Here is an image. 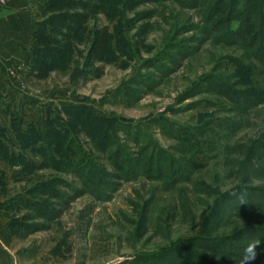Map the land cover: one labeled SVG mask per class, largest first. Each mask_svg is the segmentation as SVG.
Instances as JSON below:
<instances>
[{
    "label": "rangeland",
    "instance_id": "1",
    "mask_svg": "<svg viewBox=\"0 0 264 264\" xmlns=\"http://www.w3.org/2000/svg\"><path fill=\"white\" fill-rule=\"evenodd\" d=\"M130 2L100 0V9L90 15L87 29L73 41L78 61L93 30L109 27L111 44L101 78L82 83L70 70L55 67L45 81L26 80L27 85L18 92L20 101L4 104L7 121L6 124L0 121V130H4L0 132V141L7 144L5 154L23 156L26 163L39 170L40 177H53L72 186L79 184L78 178L68 171L41 169L40 159L32 148L20 152L14 129L10 128L12 124L19 125L25 132L47 117L70 122L71 114L77 125L78 120L86 128L99 124V131L110 134L111 142L124 146L132 158L140 147L149 145L146 154L160 155L161 150L171 157L177 169L187 166L190 160L202 168L192 173L191 180L167 191L163 182L139 176L121 183L109 202L101 203L85 194L57 221L44 225L50 229L32 232L31 227L42 220L26 205L45 203L53 208L55 201L49 195L37 199L27 196L33 182L23 177L33 178L37 170L23 172L19 165L0 157V224L8 239L6 248L0 242V264H119L139 255H157L180 241L190 245L215 224L217 230L212 232V238L227 236L258 221V211L248 214L244 211L255 203L247 204L243 200L245 194L239 198L243 201L242 209L230 207L222 221H216L210 214H215L216 201L227 192L244 185L249 188L264 185L260 179L243 182V172L251 165L247 159L248 142L256 139L264 128V108L243 116L242 129L227 146L219 124L224 118H235L229 102L212 89L209 93L189 95L194 93L200 79L214 75L215 69L222 73L229 69L234 74L232 81L255 84L261 90L264 75L254 69L247 76L238 72L227 57L239 56V49L209 41L199 52L181 61L173 73L162 77L160 68H172L163 58L166 55L174 59L176 52L171 44L184 45L191 51L197 48L195 40H184L193 36L192 31L179 32L199 22V11L181 8L173 2L147 4L132 10ZM147 11L153 13L152 17L137 21ZM42 19L41 14L37 30ZM143 27L146 33L140 36L137 30ZM251 63L258 65L256 60ZM31 115L35 119H30ZM92 118L103 119L104 123ZM170 125L178 126L190 136H177ZM57 136L54 135L53 142L62 144ZM134 138L140 145L134 144ZM81 139L86 151H90L93 147L90 140ZM174 167L166 166V173H171ZM57 188L63 190L61 185ZM144 201L150 204L148 234L137 239L126 218L134 219V206ZM192 252L213 264H229L217 254L200 249Z\"/></svg>",
    "mask_w": 264,
    "mask_h": 264
},
{
    "label": "trees",
    "instance_id": "2",
    "mask_svg": "<svg viewBox=\"0 0 264 264\" xmlns=\"http://www.w3.org/2000/svg\"><path fill=\"white\" fill-rule=\"evenodd\" d=\"M129 1H131L132 10L147 4L173 2L181 8L199 11L198 23L189 25L187 28L183 27V30L180 29L182 31H178L180 34L192 31L193 36L184 38V40H195L197 48L191 51L186 50L184 45L176 47L174 43L171 44L170 47L176 52L174 59H170L169 56L167 58L166 55L163 58L172 68H160L159 73L162 77L173 73L181 61L199 52L201 47L209 41L239 49V56L227 57L238 72L247 76L251 75L254 69L264 75V0H242V3H240L241 0ZM99 2L100 0H50L45 3L42 11L43 19L38 23V30L33 34V45L27 58L30 63H28L29 68L25 75L28 82L45 81L49 78L50 72L56 69L55 67L62 71L70 70L72 76H77L82 83L97 80L103 76V64L111 44V33L108 26L97 27L93 30L78 61L72 48L74 39L81 37L87 29L90 15L100 9ZM152 14L151 11L144 12L140 18H137V21L150 19ZM137 33L140 36L144 35L145 27L139 28ZM227 59L222 60L227 61ZM251 60H256L259 66L252 64ZM214 72V75L201 78L194 88V93H191L189 97L204 91H206L204 93H209V89H212L216 95L229 102L231 113H234L235 118H224L219 124L228 146V141L232 140L242 129L243 116L258 108H264V88L261 90L255 84L241 83L235 79L232 81L234 74L229 69L224 73L217 69ZM68 116L73 120L68 122L59 117L57 121L49 117L43 118L37 126H32L25 132L21 131L22 128L19 125L12 124L10 128L14 129L21 146L20 152L26 147L32 148L34 154L40 159L41 169L50 167L54 170L56 168V170L68 171L69 175L78 178L79 184L75 186L53 177L49 179L40 177L39 170L26 163L23 156L20 158L17 154H5V149L8 151L7 144L0 141V157L9 164L19 165L23 172L37 170L33 178L23 177L33 182L32 187L26 191L27 196L37 199L40 196L49 195L55 201L53 208L45 203L26 205L42 220V223L31 227L32 232L50 229L49 225H44L57 221L63 212L69 210L74 201L85 194L92 195L98 202H109L121 183L136 180L139 176L163 182L167 191L180 183L191 180L192 173L202 168L190 160L187 166L177 169L171 157L161 150L160 155L146 154L149 145L140 147L138 153L132 158L124 146L119 147L111 142L110 134H102L99 131V124L86 128L79 120V125L75 123V116L71 114ZM94 120L104 123L103 119ZM170 126L173 128L171 131L177 136H190L185 130L180 131L178 126ZM0 132L3 133L4 130L1 129ZM55 134L58 135L62 144L53 142ZM83 137H87L92 143L93 147L90 151H86L81 139ZM133 141L135 145H140L135 138ZM248 144L250 148L247 159L251 165L243 172L245 184L256 179L264 180V128L257 138L250 140ZM94 153L101 155V158L95 156ZM151 156H153L152 159ZM101 159H104L108 165L105 166ZM167 160L169 162H166ZM169 164L174 169L167 174L165 167ZM59 185L63 190L57 188ZM242 194H245L243 200L247 204L255 201L253 206L244 210L247 214L258 211L256 214L258 221L255 224L243 226L227 236L212 238V232L217 230L215 224L213 228L205 230L202 237L197 238L190 245L188 242L180 241L172 248L157 255L150 257L139 255L119 264H213L201 260L200 255L192 252L194 249L217 254L221 260L235 264L243 246L252 238L261 241L256 249L257 256L253 264H264V185L259 188H249L244 185V188L239 187L227 192L218 202L216 201L215 214L212 212L210 216L216 221H222L228 215L230 207L241 210L242 200L239 198H242ZM149 205L148 201L137 204L134 206L135 218L129 220L126 218L133 227L132 235L137 239H142L148 234ZM186 246L191 247V252Z\"/></svg>",
    "mask_w": 264,
    "mask_h": 264
},
{
    "label": "crops",
    "instance_id": "3",
    "mask_svg": "<svg viewBox=\"0 0 264 264\" xmlns=\"http://www.w3.org/2000/svg\"><path fill=\"white\" fill-rule=\"evenodd\" d=\"M46 0H5L0 6V121L6 124L4 104L20 101L27 81V58L33 45V34ZM4 113V114H3ZM30 119H35L31 115ZM8 241L0 224V242ZM6 244V245H5Z\"/></svg>",
    "mask_w": 264,
    "mask_h": 264
},
{
    "label": "clouds",
    "instance_id": "4",
    "mask_svg": "<svg viewBox=\"0 0 264 264\" xmlns=\"http://www.w3.org/2000/svg\"><path fill=\"white\" fill-rule=\"evenodd\" d=\"M241 203H243V201ZM260 243V239H249L248 242L243 246L238 259L235 260V264H253L257 256L256 249Z\"/></svg>",
    "mask_w": 264,
    "mask_h": 264
},
{
    "label": "built area",
    "instance_id": "5",
    "mask_svg": "<svg viewBox=\"0 0 264 264\" xmlns=\"http://www.w3.org/2000/svg\"><path fill=\"white\" fill-rule=\"evenodd\" d=\"M5 4V0H0V6Z\"/></svg>",
    "mask_w": 264,
    "mask_h": 264
}]
</instances>
